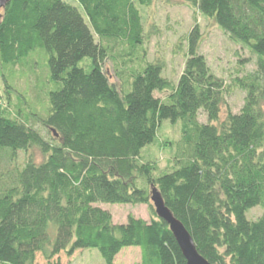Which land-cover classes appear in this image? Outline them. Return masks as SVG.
Returning a JSON list of instances; mask_svg holds the SVG:
<instances>
[{
	"label": "trees",
	"instance_id": "trees-1",
	"mask_svg": "<svg viewBox=\"0 0 264 264\" xmlns=\"http://www.w3.org/2000/svg\"><path fill=\"white\" fill-rule=\"evenodd\" d=\"M2 15V64L41 49L56 84L30 123L0 108V264H186L152 187L207 261L264 264V216L247 218L264 210V0H12ZM166 121L186 157L157 177L142 153Z\"/></svg>",
	"mask_w": 264,
	"mask_h": 264
},
{
	"label": "rangeland",
	"instance_id": "rangeland-1",
	"mask_svg": "<svg viewBox=\"0 0 264 264\" xmlns=\"http://www.w3.org/2000/svg\"><path fill=\"white\" fill-rule=\"evenodd\" d=\"M66 1L72 2V0ZM142 13L144 23H146L147 15L145 11ZM159 13L162 22L165 23L166 16L170 14V11L162 9ZM1 14H3V11H1ZM171 16L174 21L183 19L186 21V26L191 25L192 13L189 10H176L171 13ZM200 22L203 21L199 19ZM164 25L162 24L163 27ZM155 44L156 41H153L149 48L151 53L154 52ZM131 53L134 55L131 56ZM115 54L118 56L122 54L125 57L120 58L119 61V63L125 62V65L122 66L124 70L140 68L142 65L139 52L116 48ZM119 63L118 65H120ZM90 65L91 61L89 59L81 63V66L86 67L88 70ZM5 74L9 78L7 84L5 83ZM49 76L47 57L41 49L31 52L26 59L7 67L2 64L0 59V108L3 109L4 116L10 119H22L29 123L32 122L29 117L30 114L33 111L40 112L44 110L47 104V94L55 88L53 86L56 83H49ZM8 84L10 89H8ZM34 127L47 140H50L49 134L44 129H40L36 125ZM184 131L185 126L183 123L173 125L166 121L158 133L156 143L144 149L142 157L146 163L153 164L155 176L159 177L173 171L178 160L186 157L185 150H187V147L184 146ZM263 216L264 210L255 208L248 212L247 218L250 221H257ZM72 264H104V261L97 250H88L81 257L74 258Z\"/></svg>",
	"mask_w": 264,
	"mask_h": 264
},
{
	"label": "water",
	"instance_id": "water-1",
	"mask_svg": "<svg viewBox=\"0 0 264 264\" xmlns=\"http://www.w3.org/2000/svg\"><path fill=\"white\" fill-rule=\"evenodd\" d=\"M11 1L12 0H0V27L3 20L1 11L6 9ZM151 200L154 204L157 216L168 224L186 260V264H212L199 254L192 236L185 226L176 219L173 213L167 208L161 193L155 187L151 189Z\"/></svg>",
	"mask_w": 264,
	"mask_h": 264
}]
</instances>
